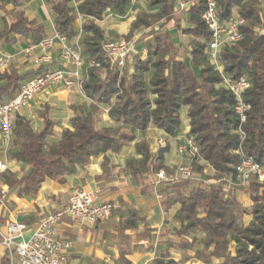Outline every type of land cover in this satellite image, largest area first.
<instances>
[{
  "label": "trees",
  "instance_id": "1",
  "mask_svg": "<svg viewBox=\"0 0 264 264\" xmlns=\"http://www.w3.org/2000/svg\"><path fill=\"white\" fill-rule=\"evenodd\" d=\"M75 1L81 16L98 20L107 12L123 16L131 5V0ZM144 1L151 10L138 15L132 22V29L151 27L148 19L173 20V28L193 38L190 46L185 47V54H177L179 45L174 42L171 29L163 30L161 26L160 30L152 31L145 43L147 58L136 56L132 63L118 68L103 50L104 30L95 23L84 22L80 43L87 69L83 93L88 101L72 106L74 115L70 126L63 129L57 140L50 139L54 134V122L48 115L41 130L35 129L28 118L15 115L10 158L21 163L22 170L8 168L0 174V180L18 196L38 193L47 179L63 183L67 176L74 175L79 167L86 166L97 156H103L102 169L107 175L110 171L107 154L121 153L137 139L138 132L154 126L172 136L180 134L185 106L188 107L189 134L199 147L193 166L205 162L213 168L216 177L231 176L235 180L242 154L264 165V33H261V29L264 30V0H218L217 4L222 20L231 17L236 9L245 19L241 26L242 40L224 48L220 54L227 76L235 80L246 76L250 81L244 94L250 107L243 123L235 111L234 95L220 86L222 77L209 60L211 32L201 17L204 3L199 1L180 10L175 0ZM46 2L54 15L55 31L72 39L78 15L71 13L67 0ZM10 4L21 6L23 0H0V9L6 12L0 39L14 44L22 37L30 44H37L47 37L42 22L29 19L22 11L11 13L6 8ZM92 61L100 66H91ZM43 71L40 67L22 75L11 67L0 72V104L14 98L25 81ZM102 105L109 106L111 123L100 126ZM240 127L246 135L243 141L237 132ZM168 150L169 146L154 154L148 140L142 137L136 141L135 153L127 159L125 170L143 182L150 173L160 169L170 172L165 160ZM199 165L197 172H202L204 165ZM225 189L223 183L202 184L179 179L164 183L159 192L164 195L162 204L166 211L178 206L174 213L178 235L201 233L200 240L193 242L199 241L210 251L196 249V260L205 264H264V195L255 197L253 221L244 227L237 219L234 191ZM112 216L120 218L118 231L121 235L128 237L127 231L137 233L135 248L142 247L141 240L152 238L147 234L146 217L135 207L114 209ZM141 226L145 227L144 231H140ZM231 241L236 243L235 256L229 253ZM161 244L164 246L151 264H186L192 259L177 260L171 255L173 247L191 248L192 245L185 241L166 239ZM153 248L150 246L151 250ZM119 249L116 262L132 264L128 245H121ZM217 259L221 261L216 263ZM6 262L9 264L8 259Z\"/></svg>",
  "mask_w": 264,
  "mask_h": 264
},
{
  "label": "built area",
  "instance_id": "2",
  "mask_svg": "<svg viewBox=\"0 0 264 264\" xmlns=\"http://www.w3.org/2000/svg\"><path fill=\"white\" fill-rule=\"evenodd\" d=\"M202 1L205 5L202 19L211 32V40L208 43V56L210 62L219 71L222 77L223 86L235 97V111L240 122L247 119L249 104L244 99V94L250 86L246 76L239 79H232L224 72L220 60L221 51L242 40L243 33L241 26L245 19L233 14L227 20H222L218 13V0H179L178 8L186 9L190 4ZM79 17L81 15L79 14ZM71 39L65 34L55 31L53 35L45 37L37 44H30L22 50L24 56L32 61L36 68L43 67V72L25 81L16 96L7 102L0 104V174L10 168V153L14 140V118L15 115L34 98L50 85H57L66 90L79 88L83 91V74L86 62L82 53L80 36ZM114 66L123 68L127 63H132L136 56L146 57V50L141 49L138 38L120 41H105L102 44ZM66 65L63 68L50 69L48 65L54 62V52ZM13 56L0 52V72L10 68ZM91 66H100L92 61ZM241 138L246 137L242 128H239ZM179 153L181 155L195 154L199 147L195 139L186 132L181 138ZM262 173V166L252 157L242 154L241 161L236 166V179L228 178L226 181L231 185H245L252 178L253 174ZM192 167L181 164L175 175L168 174L161 170L155 179L154 185L157 188L162 183L172 182L179 179H192ZM230 187V186H229ZM229 187H226L225 191ZM160 188V187H158ZM2 193L5 190L2 189ZM157 196L163 199L161 193ZM116 209V205L108 200H101L98 192L92 188L77 187L70 196L68 205L60 210L44 216L38 226L27 236L29 227L24 221L11 220L0 226V245L5 249L9 264H78L72 259L71 250L74 247L73 239L60 237L59 228L61 223L69 220L79 227H94L104 222Z\"/></svg>",
  "mask_w": 264,
  "mask_h": 264
},
{
  "label": "crops",
  "instance_id": "3",
  "mask_svg": "<svg viewBox=\"0 0 264 264\" xmlns=\"http://www.w3.org/2000/svg\"><path fill=\"white\" fill-rule=\"evenodd\" d=\"M75 4L77 9L76 1ZM35 7H37V10ZM6 8L11 13L22 11L29 19H36L44 25L47 23V19H51L53 13L46 0H23L21 6L10 4ZM5 16L6 12L0 9V28L2 27V18ZM84 18L83 16L77 17L74 23L76 35L82 27ZM115 19V16H109L104 21ZM170 29H173V26ZM49 35L47 31V36ZM28 45H30L29 40L22 37H18L14 44L5 39H0V52L13 56L10 68L14 67L22 75L36 69L32 61L22 53V50ZM139 46L143 49V45L139 44ZM65 66L55 51L54 62L48 65V68L57 69ZM87 101L83 91L79 88L69 91L57 85H50L36 94L17 115L28 118L33 127L39 130L44 127L45 118L48 115L54 122V134L50 139L57 140L60 138L63 129L70 126V119L74 115L72 106ZM108 121L109 116L104 115L102 125H105ZM153 133L154 135L161 134L159 129L150 126L146 132L149 140L151 138L150 134ZM134 153V144H129L119 154L108 153L110 171L107 175L103 173L102 169L103 156L93 157L89 164L79 167L77 172L74 175L67 176L63 183L47 179L43 182L38 193L33 195L20 197L0 180V226L11 220L24 221L29 227L27 232V236H29L44 216L68 205L69 196L75 188L86 187L96 190L101 200L113 202L116 209L126 207L138 209L147 219V228L151 232L152 240L155 239V235H162L168 228L166 219L169 218L171 212H167L163 208L162 201L158 198L154 187L150 183L153 178L148 177L143 182L134 177L130 171L125 170L127 159ZM10 168L22 170V164L12 160ZM2 189L5 190V193H2ZM115 218L117 222L120 220L119 216ZM102 227L101 223L94 227H79L69 220L61 223L59 235L62 238L69 237L73 239L74 247L71 250V255L72 259L78 264H116L120 251L115 243L108 241L106 237L108 234L107 229ZM144 230L145 227L141 226L140 231ZM130 232L127 231L128 234ZM80 238L84 241H81ZM161 240H163V237ZM144 241H148V239L141 240L139 244H145ZM160 249L154 248L150 252L138 254L137 257L135 253H131L128 258L132 261V264H151L157 250ZM6 261L5 249L0 245V264H6ZM189 264L203 263L189 262Z\"/></svg>",
  "mask_w": 264,
  "mask_h": 264
},
{
  "label": "rangeland",
  "instance_id": "4",
  "mask_svg": "<svg viewBox=\"0 0 264 264\" xmlns=\"http://www.w3.org/2000/svg\"><path fill=\"white\" fill-rule=\"evenodd\" d=\"M67 1H68L69 6H70L71 13H73L77 16L78 12L76 9L75 0H67ZM178 3H179V0H175L176 6H178ZM36 8L37 7H35V9ZM150 10L151 9L148 7V4L146 1H144V0H142V1L131 0V5H130L127 13L123 16L115 15L114 13L107 12L102 20H98V19L92 18V17L91 18H84L85 20H83V23L89 22V23H95V24L99 25L104 30V35H105L104 37L105 38H104L103 43L105 41H120V40H130L133 38H138V44L143 45V49L146 50V57L145 58H147V47L145 46V43L148 39L151 38L152 31L154 32L156 30H160L161 26H164L161 29L167 30V29H170L172 26L174 27V25H175L173 20H170L168 22H166L165 20L162 22H156V21H154V19H148V21L151 22V25H150L151 27L144 26V27L138 28L137 30L132 29V22L136 20L137 16L140 15L141 13L145 12V11H150ZM236 10H234V14L238 15V10L237 11ZM109 16H115L116 19L113 21H104L105 18H107ZM45 25H46L48 33L50 35H53L55 33L53 13L51 14V19L50 20L47 19V23H45ZM261 33H264V30L261 29ZM170 34L173 36L174 42L179 45L178 50H177V54L180 56L184 55L185 54L184 49H185V47L190 46L191 39H193L192 36L188 35V34H184L180 31L178 32L176 28L171 29ZM76 36L77 35L75 34L74 38ZM74 38H72V39H74ZM80 38H81V36H80ZM185 62L187 64H189V60L187 57H185ZM130 69H131V65H130ZM86 73H87V69H85L84 74H83L84 79L86 78ZM221 84H222V82L220 83V86H223V84L222 85ZM100 110H101V117H100L99 125L102 126L103 116L104 115L109 116V114H108L109 106L108 105H102ZM187 111H188V107H186V106L183 107L182 114H181L182 132L180 134H178L177 136L169 135L168 133L164 132L163 130L157 128V129H159L161 134H159V135H157L156 133H155L156 135H154V133L150 134L151 138L149 140L147 135H146V132H147V129H146L145 132H138L137 133V139L130 142L131 145L134 144V151H135L136 141L142 137H145L148 140L151 152H153L154 154H156L159 149L169 146V150L165 153V160H166V166L168 167L170 172L167 169H160L157 172L150 173V176H148V177L153 178L152 181L150 182L151 185L154 187L156 193H157V189L159 192L158 187H161L165 182L162 183L161 186L159 185L157 188H155L154 182H155V179L157 177V174L161 170L165 171L168 174V176H172V175L176 174L178 167L181 164L190 165L192 167V171H193V178L188 179L189 182H191V183H194V182L195 183H202V184L209 183V184H217V185L220 183H223L226 187L230 186L228 188V190L231 188V190L234 191L233 197L235 198L237 205H238L237 219L242 223V225L244 227L250 226V224L253 221V208L255 206L254 199H255V197H259L261 195H264V165H261L262 166L261 175L259 176V174H253L252 175V178L254 177L253 180L250 179V181L245 185H242V184L231 185L230 183H228L226 181V179L230 178L231 176L226 177V178L216 177L215 173L213 171V168L210 167L205 162L198 163V166H200L199 164L204 165L203 166L204 169L202 172H197L198 166L196 165L197 166V169H196V166H193L192 162L194 161V159L199 154V151L195 154H191V152H190V153H188V155H181L179 153V145L181 144V141H182L181 138L184 136V134L186 132H190V125H189V118L187 115ZM109 123H111L110 117H109L108 123H105V124H109ZM237 132L241 138L239 129ZM244 139L241 138L242 141ZM239 152H241V150H239ZM229 192H230V190H229ZM162 196H163V199L161 201L164 200V195L162 194ZM163 208H164V206H163ZM177 208H178V206H175L174 208L170 209L171 213L168 216L169 218L166 219V223L168 226L166 231L164 233H162V235L161 234L155 235L156 238L153 239L154 241L152 240V238H146V239H148V241H144L143 243H145V244H143L141 248H135L134 247L135 243L138 242V237H137L136 232L131 231L129 234H127V235H129L128 237L121 235V233L118 231V227L120 224H119V221L117 222L115 217L111 216L107 220H105L104 222H101V224L103 225V227H102L103 229L104 228L107 229L108 234L106 237H107L108 241L115 243L117 245L118 249L120 248L121 245H128L129 250H130V254L135 253L136 257L138 254L141 255V253L150 252L154 248L160 249L162 246H164L161 243H163L166 239H169V240H173L176 242L185 241V242L189 243L190 245H192L191 248H189L187 250H182V249H179L177 247L171 248L170 252H171V255L173 258H175L177 260H184L186 257H192V259L187 261L186 264H189V262H201V263L205 264L203 261H198L194 258L196 249H201L203 251H206V253H209V251H210V250H205L204 246L199 241H197L196 243L193 242L195 239L200 240V238L202 237L201 233H191V234H186V235H182V236L178 235L176 233L179 230L178 223L174 219V213L176 212ZM161 231L163 232V230H161ZM147 234H151V232L148 230ZM168 235H170V236H168ZM162 237H163V240H161ZM80 240L84 241L82 238H80ZM152 245L154 246V248L151 250L150 246H152ZM235 248H236V243L234 241H231V243L229 245V253L233 256L236 255ZM119 251H120V249H119ZM158 252H159V250H157V253ZM157 253H156L155 257L157 256ZM220 261L221 260H219V259L215 260L216 263H219ZM116 264H117V262H116Z\"/></svg>",
  "mask_w": 264,
  "mask_h": 264
}]
</instances>
